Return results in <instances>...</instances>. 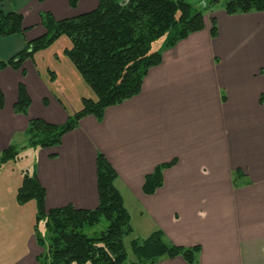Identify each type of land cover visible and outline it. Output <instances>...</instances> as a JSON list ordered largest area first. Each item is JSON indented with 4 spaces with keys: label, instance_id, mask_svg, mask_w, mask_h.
<instances>
[{
    "label": "crops",
    "instance_id": "0c3cea01",
    "mask_svg": "<svg viewBox=\"0 0 264 264\" xmlns=\"http://www.w3.org/2000/svg\"><path fill=\"white\" fill-rule=\"evenodd\" d=\"M69 1L0 0L1 11L22 14L23 28L0 36V60L45 33L40 14L62 20L98 6V0H78L75 7ZM204 17L202 30L162 52L137 95L106 107L100 121L83 116L58 145L35 148L32 171L44 188L45 210L94 209L100 153L117 173L114 185L129 213L132 239L160 229L175 245H198L199 264H264V11L229 15L216 8L211 13L215 37ZM70 47V39L61 35L20 69L0 70V150L17 148L16 136L19 144L28 141L24 130L30 119L63 124L81 110L83 99H95L65 55ZM46 54L61 63L53 70L50 64L40 67ZM19 83L30 98L26 114L13 110ZM74 85L83 92L70 93L69 100ZM174 159L162 170V185L144 193L146 175ZM7 162H0V169ZM236 170L242 176L234 182ZM240 182L247 183L234 185ZM12 234L2 240L0 264H40L43 249L34 234L17 245ZM155 264L188 263L175 257Z\"/></svg>",
    "mask_w": 264,
    "mask_h": 264
},
{
    "label": "trees",
    "instance_id": "16d2710c",
    "mask_svg": "<svg viewBox=\"0 0 264 264\" xmlns=\"http://www.w3.org/2000/svg\"><path fill=\"white\" fill-rule=\"evenodd\" d=\"M77 1L70 0V6L75 7ZM211 3L217 1L212 0ZM221 6L229 15L261 12L264 11V0H225ZM210 9L206 4L203 10L196 11L185 0H98L97 8L72 18L54 20L49 13L40 14L45 33L27 42L24 50L10 59L0 60V70L7 66L20 69L25 59L65 35L71 41V47L64 51L65 55L92 89L95 99H83L81 110L70 115L63 124H51L40 118L30 119L24 130L28 143L34 148L58 145L62 136L76 128L83 116L94 115L100 121L106 107L137 95L148 70L161 62L162 52L189 34L202 30L203 14ZM210 22V35L215 37V18L211 17ZM22 30V14L0 10V36ZM161 38L163 41L159 47V41H156ZM3 105L0 90V108ZM29 105L30 98L23 84L19 83L13 110L26 114ZM18 154L19 150L9 145L0 150V162L15 160ZM175 162L174 159L161 163L146 175L144 193L152 194L160 187L162 170ZM96 173V208L76 209L66 205L45 210V191L34 170L23 171L15 200L19 205L30 200L35 202L33 234L36 243L43 249L37 257L40 264H126L124 238L132 232L130 216L114 185L117 173L100 153L96 157ZM241 176L238 170L234 171V182ZM101 219L107 222L104 230L96 234L85 231ZM40 222L43 223V232L38 227ZM130 246L137 259L134 264H154L162 258L175 257H181L188 264H199L198 245H175L165 238L160 229L143 240L132 239Z\"/></svg>",
    "mask_w": 264,
    "mask_h": 264
},
{
    "label": "rangeland",
    "instance_id": "374dc122",
    "mask_svg": "<svg viewBox=\"0 0 264 264\" xmlns=\"http://www.w3.org/2000/svg\"><path fill=\"white\" fill-rule=\"evenodd\" d=\"M185 1L191 4L194 7V9H196V11L203 10L206 4L208 8L209 7L212 8L204 12L203 14V23H204V19H205L204 16H207V19L210 20L211 13L215 11L216 8L220 7L225 0H216L217 3H211L212 0H185ZM162 41L163 38L156 41L158 42L159 47L161 46ZM152 47L153 48L155 47L154 43L152 44ZM159 47H157V49ZM56 62L61 63V59L53 58L52 55L49 56L48 54L43 55L41 58H39L40 67L43 66V68L46 67L48 64H50L49 66L51 69L55 68V66L57 65ZM64 71L66 72L65 68L62 70V72ZM59 80L60 82H63L65 79L60 77ZM76 89L78 90L76 91ZM78 92H83V90L77 85H74V89L71 88V90H69L68 88L69 100H72L70 93L76 96V93ZM19 141H20L19 136H16L14 142L15 144L18 145L17 147V149L19 150L18 157L15 160H10L4 165L2 169H0V245H3L2 240L9 239V238L5 239V236H8L9 233H13L12 238L10 237V241L14 245L15 244L17 245L18 243L22 242V240L25 241V238L27 243L28 234L31 232L33 233V224L35 221V211H36L35 202L33 200H30L25 204L19 205L15 200V195L17 191L16 190L17 186H20L22 182L23 171H25V169L31 171L34 166L35 148L31 146L28 143V141L24 140L20 144ZM28 174H31V172H28ZM5 182L7 183L4 184ZM106 224L107 222L104 219H101L98 223H96L94 226L90 228H87L85 231L88 234H94V233L96 234L104 230ZM38 227L41 232L44 231L42 222L38 224ZM13 237H15V240ZM132 237L133 235L130 234L129 236H126L124 238V245L127 254L126 264H134L137 261L136 257L132 253L130 246ZM41 253L42 252H40V254Z\"/></svg>",
    "mask_w": 264,
    "mask_h": 264
}]
</instances>
